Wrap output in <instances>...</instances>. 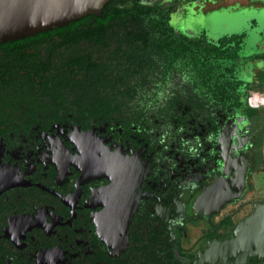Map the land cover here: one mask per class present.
<instances>
[{"label":"flooded vegetation","instance_id":"1","mask_svg":"<svg viewBox=\"0 0 264 264\" xmlns=\"http://www.w3.org/2000/svg\"><path fill=\"white\" fill-rule=\"evenodd\" d=\"M222 1L125 0L116 10L163 12L117 17L144 26L119 40L52 29L0 44V264H205L250 214L259 202L239 221L228 207L252 190L260 111L240 95L249 32L207 18ZM227 46L235 104L217 87L223 71L204 93L192 87L211 49L227 64Z\"/></svg>","mask_w":264,"mask_h":264},{"label":"water","instance_id":"2","mask_svg":"<svg viewBox=\"0 0 264 264\" xmlns=\"http://www.w3.org/2000/svg\"><path fill=\"white\" fill-rule=\"evenodd\" d=\"M109 1L0 0V44L61 28L89 15L100 16ZM240 195L237 194L235 198ZM229 200L217 205L212 203L214 207L210 214L216 213ZM130 216L128 214L124 221H128ZM126 223L124 222V227H127ZM247 258L249 261L255 259L264 262V201L255 203L250 214L234 226L230 237L208 251L205 264L230 263L229 260H241L245 263Z\"/></svg>","mask_w":264,"mask_h":264},{"label":"trees","instance_id":"3","mask_svg":"<svg viewBox=\"0 0 264 264\" xmlns=\"http://www.w3.org/2000/svg\"><path fill=\"white\" fill-rule=\"evenodd\" d=\"M125 0H111L109 1L104 8L101 11V15L100 16H96V15H89L85 18H81L75 22H70L67 26L61 27V28H57L59 30H64V29H70V30H89L92 31L91 35H88L85 32H81L79 33V37L78 34L76 33L77 37L75 38V40L78 42V38L83 39L85 42L90 41V43L93 41L94 39V34L93 31H105L108 29H112L115 30L114 35L115 38L117 40L120 39V35L119 33H117L118 29H142L144 28L143 25L140 24V21L137 20L136 24L134 26H126V25H120V21L117 20V17H121V15H128V14H133V13H150L152 15H159L161 12L159 7H144L142 10L139 9L137 4H134V6H124L118 10H116V3H122ZM115 5V6H114ZM125 23V22H124ZM163 23V22H162ZM149 25L146 26V28H161L164 27L165 24H161L158 26L156 22L152 23H148ZM101 36L103 35V33H100ZM105 35V34H104ZM37 36V35H36ZM100 37V36H99ZM123 38H129L132 37L130 35L125 36V34L122 36ZM102 38V37H101ZM31 38H25L23 40H18L15 43L17 44H23L26 43L28 40H30ZM76 42V43H77ZM12 43V44H13ZM88 43V42H87ZM5 45H9V43L7 42ZM225 52V56H226V60H227V64L222 66L218 60H219V54H222L221 52L218 53V50L215 49H211L209 52V60L207 62H205L206 66L203 68H198L197 69V73L194 76V78L197 77V79H194V83L192 85V87L197 90V89H201L202 93L205 92L206 90V85L209 84V82L212 83H218L219 82V72L223 71V75L221 78V81L219 82V84L217 85V87H221L222 92H225L226 98L225 101L229 102V100L231 102L238 103L239 100V95H235V89L238 88V85H241V82H235L232 79V77L234 75L237 74L236 68H235V61L237 60V56L235 55V48L232 46H227L224 50ZM218 59V60H217ZM231 61V62H230ZM230 62V63H229ZM204 64V65H205ZM168 71H171L170 69H167ZM165 85H161L160 88L162 89V87H164ZM250 91V87L248 86H244L243 92L240 93V95H242L244 97V104L241 103V105L243 104L244 109L248 108V98H249V94H247ZM240 104V103H239ZM246 107V108H245ZM262 167L264 169V157L262 160Z\"/></svg>","mask_w":264,"mask_h":264},{"label":"rangeland","instance_id":"4","mask_svg":"<svg viewBox=\"0 0 264 264\" xmlns=\"http://www.w3.org/2000/svg\"><path fill=\"white\" fill-rule=\"evenodd\" d=\"M261 1L264 6V0ZM206 15L208 19L215 21L218 25H222V34L224 30L233 34L243 33L245 31L249 32V38L246 39L248 46H244V49L239 52L240 57L246 58L243 59V67H241L242 63L238 61L239 69L243 70L244 67H246L245 69L248 67L250 68V65L254 67L255 64V66L261 68L262 61L258 60L256 57L264 53V48L260 46L264 42V7L263 9H244L240 8L238 5L231 7L216 6L210 9ZM207 25H212V22L208 21ZM215 27L216 26H213L210 31H214ZM260 33L262 35L259 36ZM254 109L260 111L258 113L260 122L255 136V148L257 159H259L257 162H254V174L251 177L252 190L243 197L241 202L235 206L228 207L229 212H237L234 215L235 221H239L245 217L250 212L254 202L260 203L262 199H264V169L261 164V159H263L264 156V107Z\"/></svg>","mask_w":264,"mask_h":264},{"label":"crops","instance_id":"5","mask_svg":"<svg viewBox=\"0 0 264 264\" xmlns=\"http://www.w3.org/2000/svg\"><path fill=\"white\" fill-rule=\"evenodd\" d=\"M234 5H238L240 8H251V9H263V2L261 0H223L220 3L219 7H231ZM262 35L261 33L259 34V36ZM258 44V43H257ZM264 48V42L262 43V45H260ZM244 48H241V50ZM254 58V56H253ZM256 58H258V60L262 61L261 64V68H259L258 66L253 67V65H250V68L248 67L247 69H245L246 67L243 68L242 73L244 75V78L247 79L246 77L248 76V72H249V87H250V93L249 95H254L256 97V100L259 101V99L264 97V53H262V55H258ZM243 59L246 58H242L241 57V67H243ZM249 59V58H247ZM257 89V90H255ZM260 107H264V106H260Z\"/></svg>","mask_w":264,"mask_h":264},{"label":"built area","instance_id":"6","mask_svg":"<svg viewBox=\"0 0 264 264\" xmlns=\"http://www.w3.org/2000/svg\"><path fill=\"white\" fill-rule=\"evenodd\" d=\"M248 104L251 108H259L260 106H264V97L258 101L254 95L250 94L248 98ZM262 264H264V262Z\"/></svg>","mask_w":264,"mask_h":264},{"label":"bare ground","instance_id":"7","mask_svg":"<svg viewBox=\"0 0 264 264\" xmlns=\"http://www.w3.org/2000/svg\"><path fill=\"white\" fill-rule=\"evenodd\" d=\"M231 250V249H230Z\"/></svg>","mask_w":264,"mask_h":264}]
</instances>
